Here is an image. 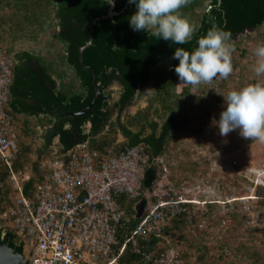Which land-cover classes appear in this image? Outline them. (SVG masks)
I'll use <instances>...</instances> for the list:
<instances>
[{
  "label": "trees",
  "instance_id": "trees-1",
  "mask_svg": "<svg viewBox=\"0 0 264 264\" xmlns=\"http://www.w3.org/2000/svg\"><path fill=\"white\" fill-rule=\"evenodd\" d=\"M203 3L189 0L181 9L196 25L191 40L179 45L147 31H134L129 19L138 9L129 0H114L116 13L92 24L90 43L89 24L107 15L108 0H0V45L13 60L7 107L14 116L43 115L39 119L43 131L38 156L49 151L52 154L54 141L60 153L86 140L91 148L104 152L115 144L117 132L124 140L113 145L116 151L143 143L150 157L163 154L171 131L178 128L173 111L179 97L174 92L179 80L175 50H195L199 38L213 26L230 31L233 42L245 31L264 24V0H209L206 7ZM52 27L51 36L62 45L55 58L48 60L42 54L14 48L21 38L34 39ZM115 84L119 91L112 97L110 88ZM146 87L150 88L147 107L121 120ZM189 87H185V96ZM149 111L158 118L147 116ZM14 164L23 167L21 152ZM155 175L156 166L150 164L144 171L143 187L149 186ZM6 176L2 166L0 180ZM34 180L31 177L25 182L26 193ZM125 208L130 216L132 204ZM134 223L131 218L128 229H119L121 240ZM159 238L137 237L135 244L128 242L118 264L142 262ZM5 242L22 252L10 232L0 237V245Z\"/></svg>",
  "mask_w": 264,
  "mask_h": 264
},
{
  "label": "rangeland",
  "instance_id": "rangeland-1",
  "mask_svg": "<svg viewBox=\"0 0 264 264\" xmlns=\"http://www.w3.org/2000/svg\"><path fill=\"white\" fill-rule=\"evenodd\" d=\"M203 2L202 7H206L209 0ZM52 31L53 27L45 28L34 39L21 38L14 48L53 59L62 51V45L51 36ZM233 42V72L228 79L216 78L211 83L190 86L187 96L184 95L187 86L179 80L175 84L174 92L179 97L173 111L178 128L171 131L163 153L168 168L166 179L173 183L178 195L194 201L166 221L167 230L162 231L151 252L138 264H153L168 247L178 251L180 264H264V142L243 138L239 129L221 136L216 123L226 108L223 96L249 83L264 81V75L257 76L254 72L257 62L254 50L264 42V24L245 31ZM67 71L71 75V70ZM110 89V95L116 97L118 85ZM149 97L150 88L146 87L121 120L128 113L145 109ZM147 116L158 118L152 111ZM41 118L43 115L15 116L23 167L28 171L33 168L35 176L37 162L52 156L51 151L38 156L39 135L43 131L39 125ZM119 134L122 142L124 137L120 132L116 135ZM55 148L56 141L50 150ZM1 167L0 164V171ZM6 182V178L0 180L3 206L10 202Z\"/></svg>",
  "mask_w": 264,
  "mask_h": 264
},
{
  "label": "built area",
  "instance_id": "built-area-1",
  "mask_svg": "<svg viewBox=\"0 0 264 264\" xmlns=\"http://www.w3.org/2000/svg\"><path fill=\"white\" fill-rule=\"evenodd\" d=\"M12 65L0 45V164L10 188L9 205H0V237L12 234L26 264H118L128 242L162 236L166 221L194 200L177 194L166 179L165 157H150L143 143L118 151L110 146L104 152L87 140L63 153L55 148L51 158L40 161L36 176L15 166L19 142L15 116L7 107ZM150 164L156 175L143 187ZM31 177L35 180L26 193L24 184ZM127 203L132 204L130 216ZM131 218L135 223L121 240L119 229H128ZM180 259L168 247L153 264H180Z\"/></svg>",
  "mask_w": 264,
  "mask_h": 264
},
{
  "label": "clouds",
  "instance_id": "clouds-1",
  "mask_svg": "<svg viewBox=\"0 0 264 264\" xmlns=\"http://www.w3.org/2000/svg\"><path fill=\"white\" fill-rule=\"evenodd\" d=\"M108 3L114 5V0H108ZM129 3L136 4L138 9L129 19L134 31H147L179 45L191 40L195 26L181 12L189 0H138V3L136 0H129ZM234 51L231 32L217 26H213L206 35L199 38L195 50L189 52L178 47L173 58L179 61L175 73L180 84L198 87L211 83L216 78L228 79L233 72ZM254 53L257 57L254 72L257 76L264 75V42L256 46ZM223 97L226 108L216 122L220 135L227 136L231 131L239 129L243 138L264 142V81L230 90Z\"/></svg>",
  "mask_w": 264,
  "mask_h": 264
},
{
  "label": "water",
  "instance_id": "water-1",
  "mask_svg": "<svg viewBox=\"0 0 264 264\" xmlns=\"http://www.w3.org/2000/svg\"><path fill=\"white\" fill-rule=\"evenodd\" d=\"M113 4L110 3V8L106 16H100L94 18L89 24V32L90 37L87 43L91 42V32H92V24L98 20L104 19L106 17H111L116 12L113 10ZM91 105H89L90 107ZM88 107L84 110H87ZM144 206L143 201L138 203V211H140ZM0 264H25V258L23 254L19 251H16L14 248H11L8 243H4L0 245Z\"/></svg>",
  "mask_w": 264,
  "mask_h": 264
},
{
  "label": "crops",
  "instance_id": "crops-1",
  "mask_svg": "<svg viewBox=\"0 0 264 264\" xmlns=\"http://www.w3.org/2000/svg\"><path fill=\"white\" fill-rule=\"evenodd\" d=\"M28 117H31V116H28ZM32 117H34V116H32ZM120 136H121L120 134H119V136L117 135V139H116V142H115V143L120 142V139H119ZM18 142H19V140H18ZM113 145H114V144H112L111 146H113ZM39 163H40V162H39ZM36 171H37L36 173H38V171H39V164L37 165V170H36ZM31 173H32V174H35V172L33 173V168H32ZM32 174H31V175H32Z\"/></svg>",
  "mask_w": 264,
  "mask_h": 264
}]
</instances>
